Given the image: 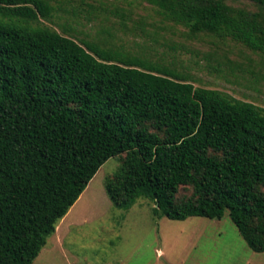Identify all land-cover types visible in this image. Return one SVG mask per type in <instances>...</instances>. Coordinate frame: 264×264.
<instances>
[{"label": "trees", "instance_id": "obj_1", "mask_svg": "<svg viewBox=\"0 0 264 264\" xmlns=\"http://www.w3.org/2000/svg\"><path fill=\"white\" fill-rule=\"evenodd\" d=\"M192 36L264 56V0H141ZM49 0H0V264H33L110 159L116 208L221 220L264 252V110L173 63L81 39ZM181 189L190 194L181 195Z\"/></svg>", "mask_w": 264, "mask_h": 264}, {"label": "rangeland", "instance_id": "obj_2", "mask_svg": "<svg viewBox=\"0 0 264 264\" xmlns=\"http://www.w3.org/2000/svg\"><path fill=\"white\" fill-rule=\"evenodd\" d=\"M54 24L76 27L81 39L113 45L153 61L173 63L195 87L217 90L264 110V56L232 41L192 36L165 22L141 0H49ZM233 8L255 11L245 0H226ZM60 26V27H59ZM122 159L108 160L75 203L59 235L51 236L33 264H264L229 214L221 220L158 218L153 204L139 199L129 210L116 208L105 182ZM181 195L190 194L181 189ZM60 236V238H59Z\"/></svg>", "mask_w": 264, "mask_h": 264}, {"label": "crops", "instance_id": "obj_3", "mask_svg": "<svg viewBox=\"0 0 264 264\" xmlns=\"http://www.w3.org/2000/svg\"><path fill=\"white\" fill-rule=\"evenodd\" d=\"M73 208V207H72ZM72 208H71V210H72ZM70 210V211H71ZM70 211H69V213H70ZM69 213L59 222V224L57 225V228H56V232H55V236H57V235H59V233H60V231H61V229H62V227L64 226V224H65V222H66V220H67V218H68V216H69ZM58 237V236H57ZM59 238H60V236H59Z\"/></svg>", "mask_w": 264, "mask_h": 264}]
</instances>
